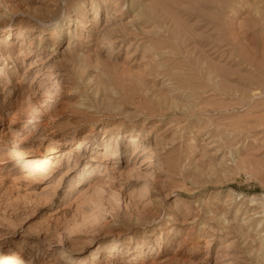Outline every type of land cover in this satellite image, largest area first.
<instances>
[{"label": "rangeland", "instance_id": "rangeland-1", "mask_svg": "<svg viewBox=\"0 0 264 264\" xmlns=\"http://www.w3.org/2000/svg\"><path fill=\"white\" fill-rule=\"evenodd\" d=\"M0 264H264V0H0Z\"/></svg>", "mask_w": 264, "mask_h": 264}, {"label": "bare ground", "instance_id": "bare-ground-1", "mask_svg": "<svg viewBox=\"0 0 264 264\" xmlns=\"http://www.w3.org/2000/svg\"><path fill=\"white\" fill-rule=\"evenodd\" d=\"M56 31V30H55ZM107 43H109L108 41H106ZM136 138H134V140H135ZM112 249H115L114 247L112 248ZM47 250V249H46ZM41 251V250H40ZM112 251V250H111ZM45 252H47V251H45ZM53 252V251H52ZM39 253V252H38ZM54 253V252H53ZM51 254V253H50ZM56 254V253H55ZM54 254V255H55ZM57 255H58V253H57ZM46 256H48V255H46ZM56 259V258H55Z\"/></svg>", "mask_w": 264, "mask_h": 264}]
</instances>
